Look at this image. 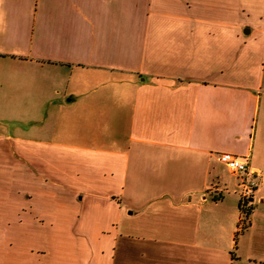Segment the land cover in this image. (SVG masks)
<instances>
[{"label":"crops","instance_id":"obj_1","mask_svg":"<svg viewBox=\"0 0 264 264\" xmlns=\"http://www.w3.org/2000/svg\"><path fill=\"white\" fill-rule=\"evenodd\" d=\"M0 264H264V0H0Z\"/></svg>","mask_w":264,"mask_h":264},{"label":"built area","instance_id":"obj_2","mask_svg":"<svg viewBox=\"0 0 264 264\" xmlns=\"http://www.w3.org/2000/svg\"><path fill=\"white\" fill-rule=\"evenodd\" d=\"M219 161L234 175L238 177V187L243 200L244 208L251 205L258 191L257 181L249 174V163L247 159L239 158L230 154H222Z\"/></svg>","mask_w":264,"mask_h":264},{"label":"trees","instance_id":"obj_3","mask_svg":"<svg viewBox=\"0 0 264 264\" xmlns=\"http://www.w3.org/2000/svg\"><path fill=\"white\" fill-rule=\"evenodd\" d=\"M215 193H216V197H215L214 199H215V200H220L221 197H222V193L219 192V191H217V192H215ZM243 203H244V202H243V200L241 199V201H240V208H241V207L243 208V206H244Z\"/></svg>","mask_w":264,"mask_h":264}]
</instances>
